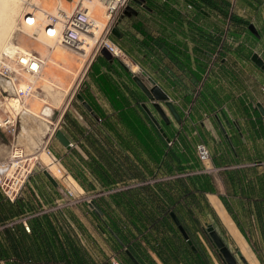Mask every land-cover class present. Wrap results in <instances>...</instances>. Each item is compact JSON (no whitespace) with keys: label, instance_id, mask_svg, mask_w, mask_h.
Returning <instances> with one entry per match:
<instances>
[{"label":"crops","instance_id":"obj_1","mask_svg":"<svg viewBox=\"0 0 264 264\" xmlns=\"http://www.w3.org/2000/svg\"><path fill=\"white\" fill-rule=\"evenodd\" d=\"M145 1L151 8L131 3L136 13L121 14L114 23L118 35H111L137 71L132 72L117 59L108 60L100 52L88 60L79 93L91 111L73 97V92L64 101L87 59L83 62L67 48H55L48 55L37 50L46 63L41 86L55 96L46 104L30 100L27 108L35 110L39 124L24 113L29 124L23 128L22 138L34 151L40 149L34 155L43 152L42 136L53 131L54 124L51 116H44L43 112L46 107L53 110L63 103L55 121L74 145L67 148L53 138L50 146L85 194L100 187L137 181L146 177L148 170L164 180L162 177L167 176L164 167L158 169V164L152 163L120 119L122 113L130 110L143 116L145 104L158 123L163 120L134 75L147 87L151 78L169 96V103L179 115L176 118L165 102L170 114L166 118L170 124L165 136L173 141L171 148L191 154L192 158L185 163L189 166L186 170L190 174H206L213 192L194 197L197 207H191L193 216L183 205L177 206L189 237L202 251L204 263L195 259L171 216L162 219L169 200L166 194L158 193L151 208L153 218L161 219L147 229L148 245L142 241L138 249L132 246L136 255L143 264H217L215 250L202 229L204 222L218 218L237 250L251 264L248 254L254 253L253 250L264 252V212L257 213L254 208L255 203H264V117L256 106L260 103L264 109V71L250 56L256 52L264 60V48L259 50L253 44L254 40L258 44L259 40L264 41V34L258 39L246 31L238 39L235 35H227L225 39L217 35V50L222 49L217 51V67L208 70L206 63L213 44H208L206 31L215 30L216 24L192 6L188 9L183 0ZM230 24L236 25L226 19L225 27L231 29ZM119 139H128L131 147L124 146ZM199 142L210 150V160L205 165L208 170L203 169L196 157L195 146ZM99 170L109 174L106 180L97 174ZM61 195V188L38 167L15 199L10 200L0 189V264H64L62 251L68 250L67 240L91 264H112V260L135 264L88 205L55 209ZM219 197L228 204L244 235ZM110 213L120 219L121 225L124 223V233L136 235L122 208H114ZM23 222L30 226V232L23 229ZM260 259L257 264H264L263 258Z\"/></svg>","mask_w":264,"mask_h":264},{"label":"built area","instance_id":"obj_2","mask_svg":"<svg viewBox=\"0 0 264 264\" xmlns=\"http://www.w3.org/2000/svg\"><path fill=\"white\" fill-rule=\"evenodd\" d=\"M34 0H26L22 11V21L16 27L17 33L24 34L25 25L35 23L34 12L37 8ZM91 0H52L53 13L46 12L44 19L40 22L44 34L53 38L58 45L77 50L82 46L84 36L94 35L97 29L96 18L84 5V2ZM103 6V13L106 25L95 39L90 57L105 49L113 59L119 60L125 67L131 70L127 61L132 62L125 52L111 38V30L116 19L123 14L132 0H97ZM132 7V6H131ZM190 9L191 5L187 4ZM36 40L35 37H32ZM13 43L17 41L12 40ZM52 48V47H51ZM90 57L88 59H90ZM133 63V62H132ZM44 59L34 50H2L0 52V130L9 136L7 155L0 161V189L4 195L13 200L21 189L28 182L35 167L46 171L60 186L62 195L55 202V209H62L80 204L86 201L89 204L90 196H84L82 191L75 190L70 183V173L61 163L60 158L53 152L50 142L54 137V131L59 129L56 126L54 131H48L42 136V149L47 157L57 166V173L54 175L48 171L47 166L33 157V148L21 135V127L29 124L22 115L24 113L25 101L28 97L45 96V91L39 85V78L44 69ZM132 71V70H131ZM133 72V71H132ZM75 89L73 90L74 93ZM264 92V88H262ZM54 108L52 110V117ZM26 122V123H25ZM172 140L167 141L171 146ZM74 144L69 141V147ZM195 153L203 169L208 170L205 165L210 160L208 146L199 142L195 146ZM89 209L92 208L88 205ZM23 229L30 232V226L23 222ZM112 264H120L112 260Z\"/></svg>","mask_w":264,"mask_h":264},{"label":"trees","instance_id":"obj_3","mask_svg":"<svg viewBox=\"0 0 264 264\" xmlns=\"http://www.w3.org/2000/svg\"><path fill=\"white\" fill-rule=\"evenodd\" d=\"M183 1L191 5L195 9V11L203 17H208L211 12H214L219 15H222V17H226L230 22H233L238 26L247 27V25L249 24L247 20L230 12L231 4L228 0ZM145 4L147 5V7L151 8V6H149L146 1ZM212 32L208 30L206 31V40L208 41V44L210 43L214 45L217 42V35L220 33L215 32L213 29ZM168 108L172 112H174L176 118L179 117L176 109L172 106L171 103H169ZM99 118L102 120L101 116H99ZM120 119L122 121L121 125H123L126 130L131 132V134L135 137L133 140L141 146L144 153L147 155V157L150 158L152 163L158 164V169L164 167L165 173L167 174L168 178L164 180H159L157 178L156 172L148 170L147 175L154 178L153 182H141V184L137 186L118 189L113 192L107 193V195L101 194L93 199L102 211V216L100 217V219L103 222L104 227L109 231L110 235L123 246L125 252L126 250H128L140 264H143L140 261L139 257L136 255L134 247L138 249L139 244L142 241L148 245L147 229L151 228L159 219H161H154L152 216L153 213L151 208V202L154 201V195H157V193L162 195L166 194V196L168 197L169 206L164 211V214L161 216L162 219L167 215H170V212H174L177 218L179 219L180 224L183 225L185 231L188 234V229L179 216L177 206L183 205L184 207H186L189 214L193 216L191 207H197V200L194 197L197 194L203 196L205 192H213V189L211 187L210 180L208 179V176L206 174L188 173L189 171H187L186 169L189 168V166H187L185 163H187L189 159L192 158L191 154L177 152L176 150H173L171 146H168L159 128H157L156 125L149 119L146 113L143 112V116L139 117L136 113L130 110L128 112L122 113ZM159 124L162 128L163 133L167 136L166 126L170 124V121H165L163 119L159 121ZM111 129L113 130L112 127ZM118 141L123 143V145L126 147H131V144L128 139H119ZM196 166L197 165L195 164L194 167ZM244 169L245 168L241 169L243 175H245ZM115 173L117 172L115 171ZM97 174H99L102 179L105 178V180L108 178L109 175L104 170L97 171ZM143 178L145 179V176L140 177V180ZM239 182L240 181L238 180V183ZM114 186L118 185L116 184L113 186H106L104 188L111 189L114 188ZM165 187L167 188L166 191ZM154 188L156 189V192L152 193V190ZM240 189L243 190L242 187ZM221 201L225 206L227 212L239 228L237 220L234 216H232L228 204L222 199ZM189 202H192L191 205ZM114 208H122L126 221L133 226L134 230L136 231V235H133L132 232H123L122 225H124V223L121 225L120 219L110 213L111 211H113ZM254 208L257 213H260V211L264 212V203L257 202L254 204ZM194 221L198 223V219L196 217L194 218ZM175 228L178 232L176 225ZM239 230L241 231L240 228ZM184 243L188 246L186 241H184ZM67 244L68 250L62 251V262L64 264H91V261L85 257V254L81 252L73 244V242L67 240ZM193 244L201 253L204 260V256L198 244L194 241ZM151 249L155 254L158 255V251L155 248L151 247ZM194 257L198 261L195 254ZM93 264L97 263L93 262ZM101 264L109 263L103 262Z\"/></svg>","mask_w":264,"mask_h":264},{"label":"bare ground","instance_id":"obj_4","mask_svg":"<svg viewBox=\"0 0 264 264\" xmlns=\"http://www.w3.org/2000/svg\"><path fill=\"white\" fill-rule=\"evenodd\" d=\"M25 1L26 0H0V52L2 50H5V49L10 50V51L15 50V49L27 50V49H29V45L31 43H34V42L35 43L37 42V45H38V46H36V47H38L37 50L39 51V53H42L43 55H48L50 53V51H52L58 47L59 48H67L65 46L58 45L53 38H48L44 34L42 26L40 25V22L44 19L46 12H48V13L54 12V8H53V5L51 3V0H34L33 1L34 5L37 6V8L34 12L35 23L33 25H30V26L24 24L23 25L24 26V28H23L24 34H22L23 37L20 38L21 42L20 43L17 42L16 44L12 42V40H14V38H15L14 32L16 30L18 22L19 21L23 22V19H22V11L23 10L22 9H23V6H25ZM84 5L95 16L96 22H97L96 23L97 29L94 31V35L84 36L83 44L81 47H79V49L72 50L70 48H67V49H70L71 51L75 52L79 56V58L83 60V62L86 59H87V61L89 60L88 58L90 57L92 47L94 46V43H95V39L99 36L100 31L106 25V19H105L104 13H103V6L101 5V3H99L97 0H91V1L84 2ZM32 37H35L36 40H31ZM44 62H45V60H44ZM127 64L133 72L137 71V67L132 62L127 61ZM45 67H46V63L44 65V69L42 71V74L40 75L39 81L41 79H43V73H44ZM43 90H44V88H43ZM33 99L39 100V101L46 104L45 101H47L48 98L46 97V93H45V96H43L41 98L39 96L28 97L25 101L26 103L24 106V108H25L24 113L30 119V121L37 124V122L39 121V117L36 114L35 110L33 108L32 109L27 108L28 107L27 101H30ZM51 112H52V110L50 108L46 107V110H45V112H43V115L49 117L50 114H52ZM24 113L22 116H24ZM38 124H39V122H38ZM57 125H58V122L52 125L53 131L55 130ZM38 150H40V149H36L35 151L33 150V157L32 158H35L37 160H41L43 162V164H45L47 166V169H48V171H50V173L59 176L57 173V166L51 162V160L47 157L45 152H41L40 154L38 153V154L34 155V153H37ZM69 179H70L71 185L74 184L75 190L82 191V189L76 184V182L71 177ZM233 256L235 258V263L239 264L238 260L236 259L235 254ZM240 257H243L244 262L241 260L243 263L249 264V262L243 256V254L241 252H240Z\"/></svg>","mask_w":264,"mask_h":264},{"label":"rangeland","instance_id":"obj_5","mask_svg":"<svg viewBox=\"0 0 264 264\" xmlns=\"http://www.w3.org/2000/svg\"><path fill=\"white\" fill-rule=\"evenodd\" d=\"M228 1L231 4L230 11L232 13L236 14L237 16L242 17L243 19L247 20L249 23H253L255 25V27L257 28V30L259 32V35L264 34V0H228ZM51 3L53 5L52 0H51ZM23 9H24V6H23ZM208 17H209V19L212 22H214L216 24V29L214 31L217 32V33L219 32L220 34H218V35L219 36H223V37H221L222 39H225L227 35L229 37L232 36V35H235V38L238 39L240 37V35L242 34V31H246L253 38H256V39L259 38L257 36H254L253 34H251L249 32V30L247 29L246 26H238V25H232V24H230L231 25V29L225 27V23H226V19L227 18L226 17H222V15H219L217 13L211 12L208 15ZM226 31H228V34H226ZM16 32L17 31L14 32V34H15L14 40L17 41L18 43H20L21 42V39L20 38L23 37V35L22 34H19V33H16ZM31 40H33V39H31ZM218 44L216 42V44L212 45V49H209V51L212 52V54H211V57L209 59H207L206 65H207L208 70H211V68L217 67V60L219 59L218 56H217V51H220L222 49V47H219V49L217 50ZM253 44H256L259 47V50L261 48H264V41L263 40H259V44L256 43V41L254 40L253 41ZM36 46H38L37 45V42L36 43L35 42L34 43H31L29 45V49H27V50H34V51L37 52V48L38 47H36ZM87 63H88V61L85 63V66L83 67V70L82 69H81L82 71L80 70L81 73L80 72H79L80 74L78 73L79 76L78 75L76 76V81L74 82V84L70 88L68 94L65 96L64 101L66 100V98H68L70 96V94L73 92L74 89H75V92L73 93V97H75V95L80 92L79 91V88L82 87V85L84 84V81H83V78H82L83 76L82 75L85 74V70H86ZM39 85H41V80L39 81ZM216 89H217V85H216ZM45 93H46V97L48 98V100L49 99L52 100L54 98V96H55V95H52V94L48 93L46 90H45ZM45 102L47 103V101H45ZM27 103H30V101H27ZM162 103H163V105H162ZM162 103L160 102L159 105H160L161 109L163 110V113H164L165 117L166 118H170L169 117L170 116L169 110L164 105L165 102H162ZM54 105L56 106L55 103H54ZM62 105H63V103H62ZM62 105H60V107ZM60 107L58 106V108H55L54 111H53V115L51 117V120L54 122V124L56 123L55 120L57 119L58 114H59V110L61 109ZM152 108L155 109L153 107V103H152ZM155 111L158 113V115L160 117H162L161 114L156 109H155ZM24 127H25V125H23L21 127V133H22V130H23ZM26 127H27V125H26ZM51 128L53 129V126H51ZM9 139H10L9 136H7L3 131H0V161L3 160L6 157V155H7V145H8ZM39 161L41 163H43L41 160H39ZM206 165H207V163H206ZM157 178L159 179V177H157ZM162 178L166 179L168 177L165 176V177H162ZM145 179L143 178L141 180L139 179L137 181H132V182H130L128 184H125V185L114 186V188H111V189L110 188L108 189V188H104V187L101 188L100 187L99 190H97L95 192H92V193H89V194H85L84 196H88L89 195L93 199V198H95V197H97V196H99L101 194H106L107 195V193L113 192V191L118 190V189H124V188H128V187H133V186H137V185L141 184V182L142 183H145V182H153V180H154V178L150 177L149 175H147L145 177ZM80 204H84V205H89L90 206V204H88L86 201H83ZM54 206H55V204H54ZM209 223H211V224L214 223L215 227L217 228V232L221 235L223 241L225 242V244H227V246L229 247V249L231 250V252L233 254H235V256L237 257V260H238L239 264H244L241 261V259L239 258V256L236 254L237 248L234 245V243L231 240V238L228 236L226 230L224 229V227L220 223L219 219L217 218V220H213V222L211 220L206 221V222L203 223V227L205 228V226L207 224H209ZM202 232L204 233V230L203 229H202ZM209 243L211 244L210 241H209ZM248 244L250 245L249 242H248ZM250 247H251V245H250ZM251 249H252V247H251ZM253 252L255 254L252 253V252L250 253V255L248 254V257L251 260V264H257V263H259L258 259L260 261H262L260 259L261 257L263 258V261H264V252H261V251L260 252H255L254 250H253ZM215 253H216V257H217V264H223L222 261H221V259H220V257L218 256V253L216 251H215Z\"/></svg>","mask_w":264,"mask_h":264},{"label":"water","instance_id":"obj_6","mask_svg":"<svg viewBox=\"0 0 264 264\" xmlns=\"http://www.w3.org/2000/svg\"><path fill=\"white\" fill-rule=\"evenodd\" d=\"M132 1L143 6V7H145V8H148L147 5L145 4V0H132ZM135 13H136L135 9L133 7H131L130 5H128L126 7V9L123 11V14L127 15V16H130L131 14H135ZM247 29L254 36H257V37L260 36L257 28L255 27V25L253 23H249L247 25ZM111 33H112V35H115V36L118 35V31H117L116 27L112 28ZM100 53L105 58H107L108 60L112 59L111 55L105 49H101ZM250 59L259 68H261L264 71V60L256 52H252ZM134 80L140 86V88L146 94V96L152 101L153 107L161 114L162 118L165 121H167L159 103L163 101L169 105L168 95L151 78H148V81L150 83L149 87H147L144 84L143 80L141 78H139L138 76L134 75ZM75 96L79 101L82 102V104L89 111H91L90 106L87 104L86 101H84V99L80 93H77ZM256 106L258 107V109L260 110L261 114L264 117V109L262 108L261 104L257 103ZM142 107L144 108L145 112L148 114V116L150 117L152 122L156 125L157 128H159L160 132H162L163 136L165 137V140H168V138H166L165 134L163 133L162 128L160 127V124L155 119V117L153 116V114L149 110V108L145 104H143ZM263 120H264V118H263ZM54 137L63 146H65L67 148L69 147V140L60 129L55 130ZM44 173L52 182L55 183L53 178L46 171H44ZM89 204H90V207L92 208V210L95 212V214H97V216L101 217L102 211L97 206V204L95 203V201L92 198L90 199ZM170 216H171L172 220L174 221V223L177 225L182 237L185 239L187 244L190 246L193 253L196 255V257L202 263H204V260H203L201 253L197 250L196 246L193 244L192 240L189 238V236H188L187 232L185 231L183 225L180 224L179 219L177 218L176 214L174 212H170ZM203 230H204L206 237L208 238V240L211 242L212 246L214 247L215 251L218 253V256L220 257L223 264H238V263H235V258L233 256L234 254H232L231 250L229 249L227 244H225L222 237L218 234L217 230L215 229V227L212 224H207L205 226V228H203ZM126 253L128 254V256L131 258V260L135 264H139V262L135 259V257L128 250H126ZM236 254L239 256V258H241L242 261L244 260L243 257H240V252L238 250L236 251ZM244 264H247V263H244Z\"/></svg>","mask_w":264,"mask_h":264},{"label":"flooded vegetation","instance_id":"obj_7","mask_svg":"<svg viewBox=\"0 0 264 264\" xmlns=\"http://www.w3.org/2000/svg\"><path fill=\"white\" fill-rule=\"evenodd\" d=\"M132 3H134V2L132 1Z\"/></svg>","mask_w":264,"mask_h":264}]
</instances>
